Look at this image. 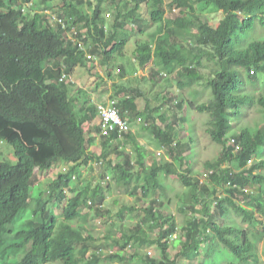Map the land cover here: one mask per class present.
Masks as SVG:
<instances>
[{"label":"trees","instance_id":"16d2710c","mask_svg":"<svg viewBox=\"0 0 264 264\" xmlns=\"http://www.w3.org/2000/svg\"><path fill=\"white\" fill-rule=\"evenodd\" d=\"M200 2L222 12L217 25L200 19L195 8ZM167 10H179V15L169 18ZM46 12L55 19H49ZM103 14L109 18L100 17ZM156 26L159 30L151 40L140 39ZM258 26L264 27V0H0V141L13 147L16 158L13 165L0 162V264H9L12 250L20 253L13 264H120L129 260L178 264L176 258L167 256L178 232L176 219L168 212L171 201L159 198L166 179L172 176L182 187L194 189L191 208L201 203L200 212L183 227L177 256L195 260L203 253L199 264L207 260L215 264L214 256L219 254L217 264H252L258 243L264 241V228L253 233L258 219H264V159L260 158L264 124L254 130L241 123L245 109L253 103L264 120V93L255 100L253 94L244 92L257 75H264V39L252 38ZM192 27L196 33L191 32ZM136 36L135 63L142 67L153 59V80L166 78L169 86V75L180 69L191 81L209 88L213 96L208 103L187 101L183 95L176 101L175 107L184 117L179 118L181 113L176 112L165 130H153L169 159L152 161L148 170L144 169L147 152L130 132L123 139L116 133L103 134L100 125H93L99 118L97 105L86 102L88 114L82 116L65 82L75 65L84 67L93 60L79 43L100 54L105 65L115 66L125 58V49ZM185 47L188 50L184 51ZM204 59L216 68L204 73ZM63 75L67 78L60 82ZM122 89L136 94L133 89ZM78 92L82 95L83 91ZM135 101L127 95L118 102L122 117L140 119L142 113ZM189 112L208 113L205 133L221 146L217 160L204 162V171H213L207 183L200 182L205 173L196 170L201 153L193 123L188 128L193 134L190 140L175 141L177 123L179 119L185 123ZM160 120L166 121L164 116ZM84 122L90 124L88 129ZM233 127L237 132H229ZM98 135L102 147L96 157L91 148L97 145ZM128 140L136 153L125 149ZM93 163L110 171L105 186L80 182L81 169ZM63 164L68 167L59 170L55 178L44 186H34L40 173ZM250 184L257 186L256 193L246 192ZM38 188L42 189L39 195ZM116 194L117 201L130 197L137 203L147 200L148 205L128 203L120 208L115 215L120 237L104 236L107 246L91 251L97 247L96 240L80 224L87 218L82 211L88 208L103 218L110 213L103 206L107 196ZM212 197L214 213L228 224L206 215ZM241 197L247 199L246 206L236 202ZM31 205L32 218L24 228L16 229L20 213ZM53 205L61 218L53 213ZM231 212L247 225L246 230L232 221ZM156 230L157 236L151 239L149 233ZM148 245L157 248L158 259L142 254L141 249ZM128 247L132 254L126 257ZM225 250L237 262H227Z\"/></svg>","mask_w":264,"mask_h":264},{"label":"rangeland","instance_id":"374dc122","mask_svg":"<svg viewBox=\"0 0 264 264\" xmlns=\"http://www.w3.org/2000/svg\"><path fill=\"white\" fill-rule=\"evenodd\" d=\"M165 1L168 2L169 0H165ZM106 7L104 10L107 12V8L109 6L107 8ZM195 8L197 14L200 16V19L208 20L213 25H217L219 23V20L223 18L222 12L217 10L212 5L200 2L196 4ZM167 14L169 18L170 17L175 18L176 16L179 15V10H167ZM108 22L110 23V21ZM175 30L177 29H174V31ZM191 32L196 33L197 29L195 27H192ZM176 33L179 34L180 30H177ZM69 35L70 38H73L71 34ZM138 38L139 36H136L127 45L125 49V58L123 57L121 59L122 60L120 61L121 64H124L126 59L130 60L134 58V51H135L134 43L135 40H137ZM252 38L261 39V40L264 39V27L260 28V26H258L256 31L253 33ZM74 40L76 41V39ZM85 48H86L84 50L85 52L83 53L85 55L86 53L90 54L93 60H91V62L84 67L80 65H75L76 67L72 69V73L75 74L73 76V79L77 83V87L86 89L84 94L89 97V100L96 98V100L100 102L101 99H102L101 101H104V99L106 98L123 99L125 96L130 95L131 97H134V99H136L135 102L140 112H142L143 110L147 112L149 110V114H151L152 117L153 115L155 116L153 117V119H151L150 116L148 117V119L142 121H140L139 119H136L134 121L129 120L130 135L133 138H135L138 144L141 147H143L147 152V157L144 160V169L146 170L150 168L152 161L155 160L162 162L165 157L164 154L165 155L167 154L165 149L159 147V144L155 138L153 130L155 128L165 130V126L170 121L174 120L173 114L176 112L181 113L179 115V118L180 117L182 118V116L184 117L182 111H178V108L175 107L176 101L178 102L179 98L182 95L183 97H186L187 101H191L194 103L195 102L208 103L213 100V96L209 88L205 86L204 88L199 83L197 82L195 83L191 81L180 71V69L179 70L177 69L176 72H173L171 75H169V80L171 83L169 84L168 82L169 86H166L167 84L165 80L166 78L161 80L160 79L153 80L150 74H148V71H146L147 67L146 68L140 67L139 69L138 63L137 64L133 62L130 63V61H128L127 63L129 64L128 66H123L119 62L115 65V67L111 64L105 65L102 62L100 54L90 53L92 51V48L90 47L85 46ZM186 50H188L187 47L184 48V51ZM205 61L206 62H205L204 73H208V71H211L213 70V68H216L215 64L208 62L207 60ZM158 69L164 71V69L161 67H159ZM180 83L183 84L185 87L179 88L178 84ZM122 88H127L128 90L133 89L136 91V94L123 91ZM165 90L168 92L167 94H165L164 92ZM244 92L251 93L253 94L255 100L258 99L259 96L264 93V75L262 74L257 75V80L255 81V83L249 82ZM77 97L78 96L74 95V99H73L76 100L77 104L80 102H83L82 103L83 105L86 102L88 103V100H84V99L78 100ZM162 97H164L167 100L165 101L164 98ZM185 111L186 110L184 109L183 112ZM160 116L161 117L164 116L166 121L162 122L160 120ZM186 118L187 120L185 121V123H183V121L180 119L177 123L178 135L175 141L184 142V140L186 139L187 141L190 140L191 135L193 136V134L190 132L188 128H190L189 124L193 123L194 129L199 139L197 141L198 145H196V147L198 148L200 147V149H198V152L201 153L199 155V160H198L199 162H197L196 170L201 174L204 173L208 174L206 178L204 177L205 174L202 178L203 182L207 183V181L209 182L211 180L209 173L210 172L213 173V171H209V172L204 171L205 169L204 162L217 160L221 152V146L212 143L210 139H208V136L205 133V128L209 120L208 113L189 112ZM241 124L242 126H246L254 130L263 126L264 120L257 103H253L252 105L248 106L245 109V115L243 117ZM84 126L85 129L89 127L88 124H84ZM185 132L187 133L186 134L187 137H185ZM229 132H237V130L235 127H233ZM125 144H126L125 149L128 152L136 153L135 145L130 140L126 141ZM101 147H102V137L98 135L97 145L91 148V151L96 157H98L99 154L101 153ZM111 158L115 159V156H112ZM260 158L264 159V153L261 154ZM0 162H5L11 165L16 163L13 147L5 141H0ZM225 166L227 167L228 165ZM64 167L67 168L68 165L63 164L61 166H58L57 168L50 170L49 172L40 173L37 179L34 181V185L44 186L45 183L48 182L50 179L55 178L58 171L59 170L62 171ZM109 173L110 171L107 169L105 170L103 165L93 163L89 167H83L81 169V175L79 179H81L80 180L81 183H84L86 185H91L92 187L100 183L103 186H105L108 181ZM246 176L248 175H245L244 177ZM217 183L218 182H212L211 184L216 185ZM165 185H166V189L160 192L159 198L171 201L168 212L173 214L178 226L177 234L171 239L172 244L167 250V256L169 259L176 258L178 264H199L203 260L202 259L203 253L200 255V257H198L195 260H187L183 257H178L177 253L180 250V242H182L184 238L183 227L186 225V222L190 221L192 218H194V216L197 215L198 212H200L201 206L199 204L201 203L199 202V204H196L194 208L190 207L192 203L190 198L191 195L195 193V191L192 188L182 187V185L180 184V182L176 177L174 176L168 177L165 181ZM41 190H42L41 188H38V191H36L38 195L41 192ZM245 190L246 192L256 193L258 191V188L256 185L250 184L245 188ZM219 192L221 193V195H223L222 190ZM120 196H123L122 192ZM246 201L247 199H244L243 197L236 199V202L238 204H242L244 206H246ZM128 203L132 205L134 204L137 207L148 205L147 200H144L143 203H137V201H135L134 198H130V197L125 198L123 202L119 200L117 201V194H116L112 196L111 195L107 196L103 206L104 209L107 211L109 210L110 213L104 214L105 217L103 216V218L95 216V214L91 209L88 208L83 209L82 213L87 214V218H86V222L81 221L80 224L84 225L88 230V232H90V234L94 236L96 240L95 246L97 247H91V251H95V249H99L98 247L102 244H104V246H107L106 240L103 239L104 236H108L109 234H112L116 238L120 237V233H119L120 230L118 227L120 225L115 215L120 208H122L123 206H125V204ZM214 203H215V199L213 197L210 198V200L207 203L208 208L206 215L208 216L210 214L215 216V221L217 223H221L223 225L228 224L225 219L217 218L216 213H214V205H215ZM31 208H33L32 205L30 206V209H26L20 213V216L16 221V225H15L16 229L24 228L26 225V221L32 218ZM51 209L53 213L58 216V218H61V215L59 214V209L56 207V205L55 206L53 205ZM231 219L235 223H239L243 229L245 230L247 229V225L241 221L240 217H238V215L235 212H231ZM125 224L127 226H130L131 223L125 222ZM263 228H264V219L263 220L258 219V221L255 224L253 233L255 234L256 231L260 232L263 230ZM156 236H157V230L154 231V233H149V237L151 239L155 238ZM106 249L109 250L111 248L106 247ZM141 252L142 254H147L151 259H158L160 257V254L154 245H148L142 248ZM125 254L126 257L131 256L132 248L125 250ZM19 256L20 253L18 250H12L8 256V263L13 264L18 259ZM219 256H220L219 254H216L214 256L215 259L213 260L216 261L215 264L220 262ZM224 258L227 262H234V263L237 262V259L226 250L224 252ZM120 264H144V263L140 260H135V261L129 260L128 262L120 263ZM205 264H210V263L207 260ZM252 264H264V241L258 243L257 252L256 255L254 256V260H252Z\"/></svg>","mask_w":264,"mask_h":264},{"label":"built area","instance_id":"2783aa9c","mask_svg":"<svg viewBox=\"0 0 264 264\" xmlns=\"http://www.w3.org/2000/svg\"><path fill=\"white\" fill-rule=\"evenodd\" d=\"M46 14L48 15L49 19H55V17L50 15L49 12H46ZM100 17L109 18V14H103ZM58 23L61 24L62 21L59 19ZM61 26H63V28L65 27L64 24H61ZM79 47L83 52H85L84 50L86 48L82 42L79 43ZM86 55L88 56V58L91 57V55L88 53H86ZM163 76L165 77L166 75ZM66 78L67 76L63 75L60 79V82H64ZM117 104L118 102L116 100H110L107 104L97 105L98 117L103 134L108 136L109 134L116 133L119 139H123L124 135L130 131V126L128 119L122 117ZM231 144L235 145L234 139L231 140ZM238 149L239 147L235 145V151H237ZM209 174L211 176L213 173L210 172ZM230 175L232 174L230 173ZM207 176L208 174H205L204 177L206 178ZM200 182L203 183V179ZM228 186H230V183H228Z\"/></svg>","mask_w":264,"mask_h":264},{"label":"crops","instance_id":"0c3cea01","mask_svg":"<svg viewBox=\"0 0 264 264\" xmlns=\"http://www.w3.org/2000/svg\"><path fill=\"white\" fill-rule=\"evenodd\" d=\"M158 27H152L151 29H149V32L148 33H146L144 36H142L141 37V39H147V40H151V36H154V35H156L157 34V32H158V30H159V28L157 29ZM154 49V47L152 46L151 47V53H152V50ZM90 53H92V52H90ZM128 61H130V63L131 62H133V63H135V58H132V59H126L125 60V62H124V64H121V65H123V66H128L129 64H127L128 63ZM137 64V63H136ZM139 66V69H140V67H141V65H138ZM115 67V66H114ZM146 68L147 70L146 71H148V74H150L151 72H149V71H151L152 69H154V66H153V59L150 61V63L149 64H147L146 66H142L141 68ZM119 73V72H118ZM75 74L74 73H72L69 77H68V80H66L65 82H66V85H67V89H68V94L70 95V97H71V99H72V101H73V99H74V95L75 96H78L77 98H78V100H82V99H84V100H88V102L89 103H93V104H96V105H99V104H107L108 103V101H110V100H116L117 102H119L121 99H115V98H111V99H108V98H106V99H104V101H101L100 100V102H98L97 100H96V98L95 99H90L89 100V97L87 96V95H85V97H84V95H82V96H80L81 95V93L80 92H78V90H82L83 92H82V94L86 91V89L84 88H80V87H77V83L74 81V79H73V76H74ZM77 77H78V75H77ZM80 93V94H79ZM92 95V94H91ZM87 97V98H86ZM126 97V96H125ZM74 102V106H75V109H76V111L77 112H79L82 116H84V117H86L87 116V106L88 105H83L82 103L83 102H80V103H78L77 104V102H76V100H74L73 101ZM137 106V105H136ZM137 110L138 111H140L139 109H138V106H137ZM140 113H142L139 117H140V121H142V120H146V119H148V117H150L151 116V119H153V117H155L154 115H153V117H152V115L151 114H149V113H147L146 111H142V112H140ZM144 116V117H143ZM126 118H128V117H126ZM129 120V119H128ZM139 121V122H140ZM84 124H88V122L86 123V122H84ZM100 125V122H99V118H97L95 121H93V125ZM89 126H90V124H88ZM89 128V127H88ZM87 128V129H88ZM164 156L166 157V155L164 154ZM35 186V185H34ZM160 199H162V198H160ZM164 200V199H163Z\"/></svg>","mask_w":264,"mask_h":264}]
</instances>
